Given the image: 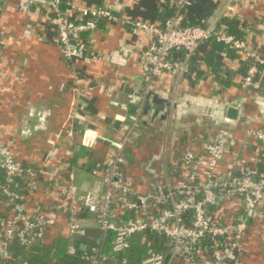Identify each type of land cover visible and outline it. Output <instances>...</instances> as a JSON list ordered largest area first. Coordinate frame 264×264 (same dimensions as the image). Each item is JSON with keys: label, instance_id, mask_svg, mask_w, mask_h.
<instances>
[{"label": "crops", "instance_id": "crops-1", "mask_svg": "<svg viewBox=\"0 0 264 264\" xmlns=\"http://www.w3.org/2000/svg\"><path fill=\"white\" fill-rule=\"evenodd\" d=\"M90 7H105L115 17L103 19L90 34V48L99 58L64 59L56 41L53 16L42 8L27 12L22 0H0V141L12 147L21 166L43 167L35 189L29 194V211L53 213L58 224L39 250H25L16 241L9 245V256L0 264H56L60 250L75 255L86 248L70 238L64 228L67 208L61 186L73 182L81 191L101 192L103 183L90 169L112 153V148L96 142L92 148L80 144V132L91 128L99 134L121 138L130 125L131 105L141 93V55L146 51L147 34L131 26L133 20L161 25L172 14L175 0H71ZM67 8L68 5L63 4ZM185 23L221 27L251 46L264 48V0H195L184 11ZM87 37V34H85ZM87 55V51H86ZM174 56L180 57L181 54ZM246 70L244 56L216 41L202 43L184 61L183 71L165 72L150 91L169 99L156 117L150 109L136 111L139 133L125 149V176L138 192L158 180L177 185L181 181L179 162L183 149L199 151L201 143L215 138L220 128H232L235 150L241 149V168L264 175V143L248 129L264 130V77L256 76L249 90L241 88ZM93 84L92 89H86ZM237 108L236 118L226 115ZM135 113V114H136ZM166 113V117L160 115ZM224 117L232 119L224 124ZM221 164L218 169L222 170ZM80 215L87 212L80 211ZM99 238L89 230L91 244ZM209 245V241L205 240ZM243 254L233 264H264V212L250 218L242 238ZM104 250L110 251L108 241ZM137 258L138 251L130 252ZM176 264H188L181 258Z\"/></svg>", "mask_w": 264, "mask_h": 264}, {"label": "built area", "instance_id": "built-area-1", "mask_svg": "<svg viewBox=\"0 0 264 264\" xmlns=\"http://www.w3.org/2000/svg\"><path fill=\"white\" fill-rule=\"evenodd\" d=\"M194 1L175 0L172 14L161 25L131 21V26L148 38L140 58L143 86L135 100L139 109L157 79L165 72H182L184 61L209 40L224 43L244 56L246 70L241 88L247 91L256 76L264 77V48L251 46L223 27L214 31L210 26L184 22V11ZM22 5L27 12L37 7L52 14L57 44L68 60L99 58L89 50L90 34L100 19H115L105 7L80 6L71 0H22ZM93 86L87 85L86 89ZM129 118L130 125L120 139L91 128L80 132L82 146L90 149L96 142H103L112 148L105 160L90 169L101 177L102 191H81L73 182L72 172L69 182L61 186L68 202L64 228L70 238L86 246L80 255L81 264H176V258L188 264H233L243 254L242 238L248 220L264 212V175L241 168L242 150L234 149L232 128H220L215 138L201 143L199 151H181L182 173L177 185L158 180L154 173L148 187L138 192L126 178L124 168L126 146L139 133L138 114ZM223 120L225 125L232 122L228 117ZM248 132L264 143V130L250 128ZM43 174V167L18 165L12 147L0 141V259L9 256L13 241L25 250L44 246L49 231L59 223L53 213L27 208L28 196ZM80 211L89 216L80 215ZM90 227L99 233L92 244L85 240ZM146 232L156 235L157 240H142L135 258L129 254L133 238ZM106 241L109 252L104 250Z\"/></svg>", "mask_w": 264, "mask_h": 264}, {"label": "trees", "instance_id": "trees-1", "mask_svg": "<svg viewBox=\"0 0 264 264\" xmlns=\"http://www.w3.org/2000/svg\"><path fill=\"white\" fill-rule=\"evenodd\" d=\"M101 20H103V18L99 20L98 24L100 23ZM229 27L232 29V32H234L236 34L235 36H237L238 35L237 27L235 25H233L232 23L229 24ZM212 41H215V40H212ZM228 47L232 48L230 46H228ZM232 49H234V48H232ZM151 238H153L154 241L157 240V236L156 235H151V234H149L147 232L142 234V235L141 234L136 235L133 238V244H132V247H131V249L129 251V254H130V252L134 253L135 251L136 252L138 251L139 246H140L139 244H141L142 240L144 242H146V241H148ZM40 248H42V246H34V247L30 248L29 250L34 251V250H39ZM82 252H83V250L79 249L78 247H77V251L75 252L76 253L75 255H71V254L67 253L66 251L60 250L56 254V255H58L56 264H81L83 262V260L80 258V255L82 254Z\"/></svg>", "mask_w": 264, "mask_h": 264}, {"label": "water", "instance_id": "water-1", "mask_svg": "<svg viewBox=\"0 0 264 264\" xmlns=\"http://www.w3.org/2000/svg\"><path fill=\"white\" fill-rule=\"evenodd\" d=\"M150 97L152 104L149 103V101L147 100L142 108V113L143 115H147L148 112L150 111V109H153L152 114L153 117H156L159 113V111H162L163 106L167 103H169V99H165L162 97H159L156 93L149 91L148 93V98ZM138 110V107L136 105H131L130 106V112L132 114H135L136 111ZM238 114V110L237 108L230 106L228 107L227 111H226V115L230 118H236ZM160 117L165 118L166 117V113L160 115Z\"/></svg>", "mask_w": 264, "mask_h": 264}]
</instances>
